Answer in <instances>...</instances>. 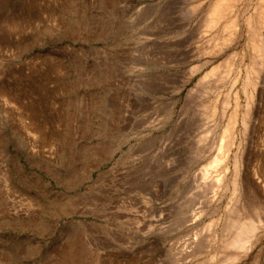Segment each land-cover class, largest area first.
Segmentation results:
<instances>
[{
	"label": "rangeland",
	"instance_id": "rangeland-1",
	"mask_svg": "<svg viewBox=\"0 0 264 264\" xmlns=\"http://www.w3.org/2000/svg\"><path fill=\"white\" fill-rule=\"evenodd\" d=\"M167 1L0 0V264L226 263L208 238L230 194L196 191L221 134L166 44Z\"/></svg>",
	"mask_w": 264,
	"mask_h": 264
},
{
	"label": "bare ground",
	"instance_id": "bare-ground-1",
	"mask_svg": "<svg viewBox=\"0 0 264 264\" xmlns=\"http://www.w3.org/2000/svg\"><path fill=\"white\" fill-rule=\"evenodd\" d=\"M185 1H167L166 44L179 55L176 65L193 64L188 72L198 75L202 122L207 132L220 131L222 149L200 170L196 191L216 208L230 194L208 241L216 238L227 252L224 264L241 256L256 264L264 238V0ZM126 102L122 94L123 107ZM193 212L185 221L204 211ZM201 236L195 235L194 249L204 246Z\"/></svg>",
	"mask_w": 264,
	"mask_h": 264
}]
</instances>
